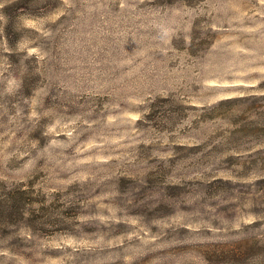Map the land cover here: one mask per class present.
Listing matches in <instances>:
<instances>
[{"label": "rangeland", "instance_id": "374dc122", "mask_svg": "<svg viewBox=\"0 0 264 264\" xmlns=\"http://www.w3.org/2000/svg\"><path fill=\"white\" fill-rule=\"evenodd\" d=\"M0 264H264V0H0Z\"/></svg>", "mask_w": 264, "mask_h": 264}]
</instances>
